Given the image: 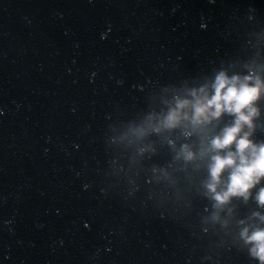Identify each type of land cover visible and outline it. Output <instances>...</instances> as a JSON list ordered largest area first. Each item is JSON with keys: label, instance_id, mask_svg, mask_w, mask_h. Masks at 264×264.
<instances>
[{"label": "water", "instance_id": "1", "mask_svg": "<svg viewBox=\"0 0 264 264\" xmlns=\"http://www.w3.org/2000/svg\"><path fill=\"white\" fill-rule=\"evenodd\" d=\"M221 73L262 85L264 146V0H0V264H264V177L207 187L236 114L164 125Z\"/></svg>", "mask_w": 264, "mask_h": 264}, {"label": "clouds", "instance_id": "2", "mask_svg": "<svg viewBox=\"0 0 264 264\" xmlns=\"http://www.w3.org/2000/svg\"><path fill=\"white\" fill-rule=\"evenodd\" d=\"M251 79L247 77L245 82H241L239 77L229 79L221 73L214 84V95L209 98L204 90H201L203 95L194 93L195 101H180L178 107L173 109L164 121V125L169 128L176 127L182 119H191L194 126H200L211 122L213 118L221 117L224 112L236 114L234 126L226 127L222 135L216 136L211 141L210 151H215L217 154L211 157V181L207 187L214 194L218 205L225 204L232 196L246 195L254 184L264 177V146L259 148L254 146L247 133L237 140L243 126L245 124L251 126L252 117L256 115V109L250 106L260 95L262 85L257 82L255 86H250L247 80ZM188 107L193 109L190 117L183 112ZM246 108L249 109L247 113L244 111ZM234 142L237 146L236 152L229 151L226 156L219 154L221 150L228 149ZM249 150H251L250 155L246 154ZM184 154L186 159H193L194 154L188 150L187 146H185ZM227 168L233 169L229 177L230 183L226 191L217 192L221 175ZM258 199L264 204V190H261ZM242 235L249 243L255 242L256 246L252 251L261 261H264V230H257L249 236L248 229H245Z\"/></svg>", "mask_w": 264, "mask_h": 264}]
</instances>
